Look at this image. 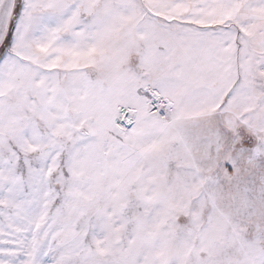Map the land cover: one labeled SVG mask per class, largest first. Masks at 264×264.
Listing matches in <instances>:
<instances>
[{"label":"snow or ice","instance_id":"snow-or-ice-1","mask_svg":"<svg viewBox=\"0 0 264 264\" xmlns=\"http://www.w3.org/2000/svg\"><path fill=\"white\" fill-rule=\"evenodd\" d=\"M0 264H264V0H0Z\"/></svg>","mask_w":264,"mask_h":264}]
</instances>
